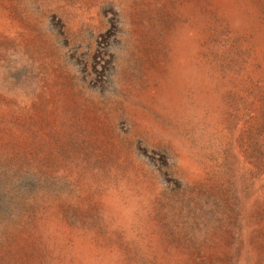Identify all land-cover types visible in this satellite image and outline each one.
I'll return each mask as SVG.
<instances>
[{"label":"rangeland","instance_id":"rangeland-1","mask_svg":"<svg viewBox=\"0 0 264 264\" xmlns=\"http://www.w3.org/2000/svg\"><path fill=\"white\" fill-rule=\"evenodd\" d=\"M0 264H264V0H0Z\"/></svg>","mask_w":264,"mask_h":264}]
</instances>
